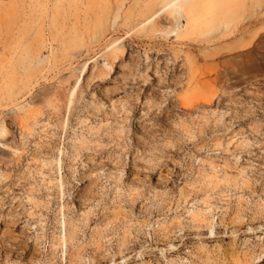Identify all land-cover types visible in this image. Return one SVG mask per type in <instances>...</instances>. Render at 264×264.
I'll return each instance as SVG.
<instances>
[{
  "label": "rangeland",
  "instance_id": "obj_1",
  "mask_svg": "<svg viewBox=\"0 0 264 264\" xmlns=\"http://www.w3.org/2000/svg\"><path fill=\"white\" fill-rule=\"evenodd\" d=\"M0 264H264V0H0Z\"/></svg>",
  "mask_w": 264,
  "mask_h": 264
},
{
  "label": "bare ground",
  "instance_id": "obj_2",
  "mask_svg": "<svg viewBox=\"0 0 264 264\" xmlns=\"http://www.w3.org/2000/svg\"><path fill=\"white\" fill-rule=\"evenodd\" d=\"M199 216V213H197V215H196V217H198ZM213 229V228H212ZM171 248V247H170ZM173 248V247H172Z\"/></svg>",
  "mask_w": 264,
  "mask_h": 264
}]
</instances>
